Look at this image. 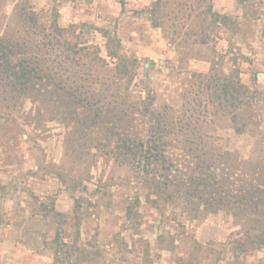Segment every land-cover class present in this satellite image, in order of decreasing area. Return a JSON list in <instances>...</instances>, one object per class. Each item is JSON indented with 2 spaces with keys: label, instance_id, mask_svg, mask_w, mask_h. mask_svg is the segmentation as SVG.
Here are the masks:
<instances>
[{
  "label": "rangeland",
  "instance_id": "obj_1",
  "mask_svg": "<svg viewBox=\"0 0 264 264\" xmlns=\"http://www.w3.org/2000/svg\"><path fill=\"white\" fill-rule=\"evenodd\" d=\"M24 1L0 0V36L16 28V6ZM27 1L43 23L56 17L61 27L74 24L79 41L99 48L109 67L115 59L107 54L103 32L116 37L118 54L133 55L139 63L131 97H152L156 108L179 107L190 75L207 72L211 59L222 56L225 70L235 59L241 80L255 85L258 93L255 107L245 110L255 124L249 128L264 130V0H211L214 11L237 21L236 30L221 31V37L213 35L207 45H196L184 54H178L161 28L152 26L147 10L154 0ZM36 108L27 99L18 102L11 115L0 114V264H51L47 242L59 231L64 240L75 237V200L80 202V240L102 249L106 264H146L138 238L149 244V264H180L191 258L196 241L219 250L218 243L238 229L227 212L210 213L201 207L194 212L183 201L157 206L133 166L119 165L90 144L91 139L104 140L103 129L95 127L89 130L91 139H83L74 117L58 115L55 106L50 113L39 114ZM208 133L222 150L251 157L254 138L249 132L236 134L223 119ZM173 151L176 167L190 165L180 151ZM58 174L70 180L63 182ZM136 199L139 204L127 218L126 206ZM55 211L65 216L64 224L53 217ZM160 235L173 237L172 250L157 247ZM214 256L198 264L231 262L229 253H222L219 261ZM262 258L264 249L247 259Z\"/></svg>",
  "mask_w": 264,
  "mask_h": 264
},
{
  "label": "trees",
  "instance_id": "obj_2",
  "mask_svg": "<svg viewBox=\"0 0 264 264\" xmlns=\"http://www.w3.org/2000/svg\"><path fill=\"white\" fill-rule=\"evenodd\" d=\"M147 11L152 26L161 28L178 54L192 52L196 45H207L213 35L219 38L221 31L234 32L237 27V21L213 10L211 0H154ZM14 15L16 28L0 36L2 116L11 115L21 100L29 99L39 114L53 112L55 106L58 115L76 119L77 127H82L76 132L83 139H91L89 130L103 129L104 140L91 139L90 144L119 165L133 166L157 206L183 201L194 212L201 207L231 215L238 229L218 243L219 250L196 241L191 258L180 264H198L214 255L219 261L222 253L230 254L228 264H264V258L247 259L264 249V130L249 128L255 124L245 110L255 107L258 93L255 85L241 80L235 59L228 70L222 56L211 59L207 72L190 75L191 84L182 91L179 107L156 108L152 97H131L138 60L120 56L119 41L107 31L103 33L107 54L115 59L112 67L99 55V48L79 41L74 24L61 27L56 17L43 23L27 0L17 4ZM223 119L236 134L249 132L254 138L251 157L235 156L209 140L208 129ZM174 149L190 165L176 167ZM58 176L63 182L70 180L65 174ZM138 204L136 199L126 206L127 218ZM53 217L66 222L59 212ZM73 218L72 240H64L59 231L47 242L51 264H106L102 249L80 240L78 200ZM137 242L142 243L149 264L148 242L141 238ZM156 244L170 251L174 239L160 235Z\"/></svg>",
  "mask_w": 264,
  "mask_h": 264
}]
</instances>
